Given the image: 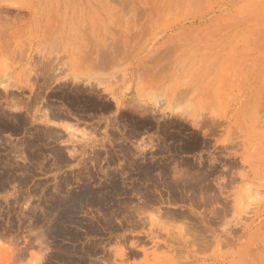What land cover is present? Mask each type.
<instances>
[{
	"label": "rangeland",
	"instance_id": "obj_1",
	"mask_svg": "<svg viewBox=\"0 0 264 264\" xmlns=\"http://www.w3.org/2000/svg\"><path fill=\"white\" fill-rule=\"evenodd\" d=\"M0 264H264V0H0Z\"/></svg>",
	"mask_w": 264,
	"mask_h": 264
},
{
	"label": "bare ground",
	"instance_id": "obj_2",
	"mask_svg": "<svg viewBox=\"0 0 264 264\" xmlns=\"http://www.w3.org/2000/svg\"><path fill=\"white\" fill-rule=\"evenodd\" d=\"M99 50H100V48H99ZM97 62H98V60H97ZM98 65H99V63H98ZM100 66V65H99Z\"/></svg>",
	"mask_w": 264,
	"mask_h": 264
}]
</instances>
